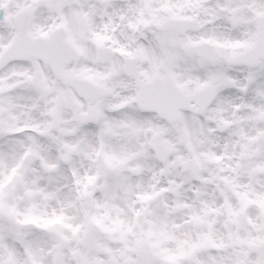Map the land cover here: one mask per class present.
I'll use <instances>...</instances> for the list:
<instances>
[{
  "label": "snow or ice",
  "instance_id": "obj_1",
  "mask_svg": "<svg viewBox=\"0 0 264 264\" xmlns=\"http://www.w3.org/2000/svg\"><path fill=\"white\" fill-rule=\"evenodd\" d=\"M0 264H264V0H0Z\"/></svg>",
  "mask_w": 264,
  "mask_h": 264
}]
</instances>
